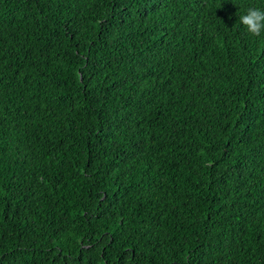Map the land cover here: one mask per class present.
I'll list each match as a JSON object with an SVG mask.
<instances>
[{"label": "trees", "instance_id": "1", "mask_svg": "<svg viewBox=\"0 0 264 264\" xmlns=\"http://www.w3.org/2000/svg\"><path fill=\"white\" fill-rule=\"evenodd\" d=\"M264 0H0V264H264Z\"/></svg>", "mask_w": 264, "mask_h": 264}, {"label": "clouds", "instance_id": "2", "mask_svg": "<svg viewBox=\"0 0 264 264\" xmlns=\"http://www.w3.org/2000/svg\"><path fill=\"white\" fill-rule=\"evenodd\" d=\"M240 22L245 26L246 31L254 36L264 33V9L250 7L240 16Z\"/></svg>", "mask_w": 264, "mask_h": 264}]
</instances>
